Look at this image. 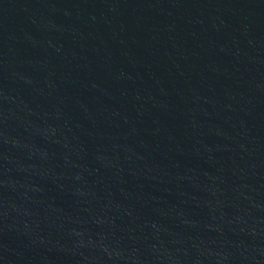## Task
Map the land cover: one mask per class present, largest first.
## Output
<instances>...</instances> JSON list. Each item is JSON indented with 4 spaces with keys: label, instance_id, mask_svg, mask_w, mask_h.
I'll return each mask as SVG.
<instances>
[{
    "label": "water",
    "instance_id": "obj_1",
    "mask_svg": "<svg viewBox=\"0 0 264 264\" xmlns=\"http://www.w3.org/2000/svg\"><path fill=\"white\" fill-rule=\"evenodd\" d=\"M0 264H264V0H0Z\"/></svg>",
    "mask_w": 264,
    "mask_h": 264
}]
</instances>
